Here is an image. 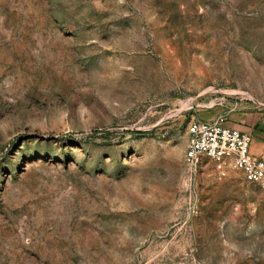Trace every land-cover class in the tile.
Masks as SVG:
<instances>
[{"label":"rangeland","instance_id":"obj_1","mask_svg":"<svg viewBox=\"0 0 264 264\" xmlns=\"http://www.w3.org/2000/svg\"><path fill=\"white\" fill-rule=\"evenodd\" d=\"M219 113L264 122V0H0V264H264V191L185 163Z\"/></svg>","mask_w":264,"mask_h":264},{"label":"built area","instance_id":"obj_2","mask_svg":"<svg viewBox=\"0 0 264 264\" xmlns=\"http://www.w3.org/2000/svg\"><path fill=\"white\" fill-rule=\"evenodd\" d=\"M188 135L185 163L191 174L196 173L206 156L217 161L219 176L227 177L230 170H236L245 181L259 185L264 191V158L251 151L253 135L228 125L226 113L210 120L191 121Z\"/></svg>","mask_w":264,"mask_h":264},{"label":"crops","instance_id":"obj_3","mask_svg":"<svg viewBox=\"0 0 264 264\" xmlns=\"http://www.w3.org/2000/svg\"><path fill=\"white\" fill-rule=\"evenodd\" d=\"M228 125L235 127L236 123L228 121ZM238 125L242 127L239 129L248 131L253 135V141L251 145L252 153L264 158V122H256L254 125H245L239 123Z\"/></svg>","mask_w":264,"mask_h":264}]
</instances>
